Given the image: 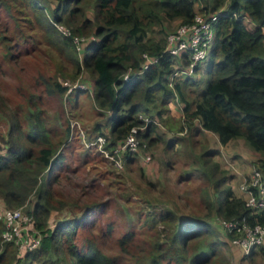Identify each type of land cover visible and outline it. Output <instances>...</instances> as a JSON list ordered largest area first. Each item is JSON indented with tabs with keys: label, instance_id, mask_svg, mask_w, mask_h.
<instances>
[{
	"label": "trees",
	"instance_id": "trees-1",
	"mask_svg": "<svg viewBox=\"0 0 264 264\" xmlns=\"http://www.w3.org/2000/svg\"><path fill=\"white\" fill-rule=\"evenodd\" d=\"M14 1L24 7L18 8L19 11L32 10L44 39L66 55L74 73L82 68L91 73L95 106L110 113L108 133L100 132L106 137L103 146L107 150L113 152L132 126H144L137 133L143 143L156 141L150 135L154 120L145 123L144 119L154 118L153 115L163 117L167 104L177 95L184 104L183 115L188 127L184 129L182 125L176 131L187 132L196 124L216 134L221 144L242 138L259 155L258 167L264 168V0H204L200 6L198 0H56L54 9L50 10L51 17L44 4L48 0ZM8 3L0 0V4L11 9ZM221 8L206 60V86L195 99L189 100L185 92L190 90L184 91L180 80L169 81L175 66L181 65L177 57L165 52L166 25L174 20L180 24L191 22L199 10L213 13ZM245 18L253 25L249 26ZM60 22L72 34L94 35L95 39L83 46L82 56L77 57L75 53L72 35H65L57 28ZM148 32L161 35L157 38ZM147 57L154 61L150 63ZM186 64L185 60L183 66ZM127 70L132 75L125 80L122 75ZM43 85L48 94H63L67 89L58 80L44 78ZM28 102L23 120L18 117V108L11 111L6 139L0 135L7 145L6 151L0 153L1 208L20 206L34 196L33 206L27 212L33 215L34 227L41 235L39 246L22 253L15 264H116L93 241L84 248H78L73 242L75 229L86 216L85 210L81 217L63 219L53 230L47 227V219L55 206L51 203V180L48 184L43 174L61 165L62 154L58 151L62 140L51 133L44 110L31 104V99ZM95 128L101 129L99 124ZM213 154L206 150L201 157L204 165L209 164L210 175L215 177L221 171H216L217 162H209L208 156ZM127 157L129 160L132 156ZM213 181L218 187L223 177ZM216 202V214L225 220L264 225V210L251 214L245 200L231 188L217 194ZM206 205L211 212L213 203ZM93 207L87 206V209ZM158 223L164 226L176 223V228L172 233L165 232L162 239L157 238L146 252V260L139 264H208L215 255L213 249L194 255L188 251L193 238L204 230L212 231L210 223L196 218L179 220L167 210L153 218L151 225L156 228ZM3 228L0 220V234ZM130 240L131 233L124 234L119 239L120 247L126 249ZM62 242H65L64 249ZM16 249L12 241H4L0 261L9 258L8 264H11Z\"/></svg>",
	"mask_w": 264,
	"mask_h": 264
},
{
	"label": "rangeland",
	"instance_id": "rangeland-1",
	"mask_svg": "<svg viewBox=\"0 0 264 264\" xmlns=\"http://www.w3.org/2000/svg\"><path fill=\"white\" fill-rule=\"evenodd\" d=\"M8 1L11 9L0 4V135L6 139L11 111L18 108V117L23 120L22 115L27 112L31 99V104L44 110L51 133L62 140L58 151L62 154L60 167L54 166L43 174L48 184L51 180V203L55 206L47 219V227L53 230L63 219L81 217L85 210L86 216L76 227L73 237L77 247L84 248L93 241L116 264H139L146 260V252L157 238L162 239L165 232L175 230L176 223L169 226L158 223L156 228L151 225L153 218L167 210L179 220L196 218L210 223L212 231L204 230L190 241L189 254L208 253L213 249L215 255L208 264H264V251L260 250L264 248V239L246 251L235 241L246 238L247 234L243 230L229 232L215 211L216 196L226 188L246 198L241 186L259 166V155L242 138L221 144L216 134L202 130L196 124L187 132L176 131L179 126L183 125L184 129L188 126L183 115L184 104L175 95L167 104L163 117L153 115L154 131L150 135L156 141H145L137 154L131 155L129 160L123 157L119 161L122 165H117L102 151L107 150L103 146L106 137L100 132L108 133L110 113L95 106L91 73L83 68L74 73L66 55L48 45L32 10L19 11L18 8H24L19 2ZM44 4L51 17L50 10L54 9L56 0ZM201 4L204 0H200L199 6ZM245 21L249 26L253 25L248 18ZM179 24L174 20L166 25L165 44L167 36ZM56 26L63 34L65 30L70 32L77 57L82 56L83 46L95 39L93 34H72L61 22ZM148 35L158 38L161 34L148 32ZM206 66L207 61H202L187 80L178 78L183 90H190L185 92L189 100L195 99L196 94L205 88ZM124 74L132 75L131 70ZM44 78L61 81L67 86L66 91L48 94L44 90ZM97 124L100 131L95 128ZM196 128L198 132H194ZM100 135L104 137L102 145L96 140ZM6 148L0 139V153L3 154ZM206 150L215 152L208 156L209 162L219 164L216 171L221 172L215 177L210 175L209 164H203L201 156ZM145 153L150 156L148 161ZM217 177H223V181L215 187L213 180ZM34 201L32 196L13 208L19 207L27 212ZM207 203H213L211 212L207 210ZM91 205L94 207L87 209ZM0 207H3L1 203ZM126 233H131V240L123 250L119 239ZM61 238L65 240L66 237ZM3 244L1 237L0 252ZM61 248H65V242ZM21 255L17 248L11 264H15ZM10 262L7 258L0 264Z\"/></svg>",
	"mask_w": 264,
	"mask_h": 264
},
{
	"label": "built area",
	"instance_id": "built-area-1",
	"mask_svg": "<svg viewBox=\"0 0 264 264\" xmlns=\"http://www.w3.org/2000/svg\"><path fill=\"white\" fill-rule=\"evenodd\" d=\"M200 1V0H198ZM221 10L216 12L196 11L191 22L181 23L179 26L167 36L165 44V52L178 58V64L169 75V81L172 83L174 79L191 77L200 62L206 61L209 56V50L215 36V23L221 15ZM65 34H70L68 30ZM187 64L184 65V61ZM149 61V60H148ZM154 59L149 62H153ZM183 62V64H182ZM124 79H129V74L123 75ZM82 85L84 89L88 87ZM145 123L152 121V118L146 117ZM143 127L132 126L128 135L119 143L113 152L108 153L103 149L107 157L120 164L123 157L127 155H135L139 152L143 142L137 136L138 130ZM100 145L104 142L103 136L96 138ZM145 145V144H143ZM121 151V153H120ZM126 153V155H125ZM148 153V152H147ZM121 154L123 156H121ZM116 155V156H115ZM117 156L119 159H117ZM146 161L150 156L145 153ZM144 156V157H145ZM244 194H247L245 200L246 206L250 209L251 214L264 210V168H255L246 178L241 186ZM0 220L4 228L1 233L3 241H12L21 253L34 250L40 244V235L34 227V217L32 214L24 211L22 208H1ZM221 223L230 231L243 230L247 234L246 238L235 241L241 244L246 251L251 250L255 245L260 244L264 239V225H250L245 221L225 220L222 218Z\"/></svg>",
	"mask_w": 264,
	"mask_h": 264
},
{
	"label": "crops",
	"instance_id": "crops-1",
	"mask_svg": "<svg viewBox=\"0 0 264 264\" xmlns=\"http://www.w3.org/2000/svg\"><path fill=\"white\" fill-rule=\"evenodd\" d=\"M206 69V68H205ZM203 130V129H202ZM198 132V131H197Z\"/></svg>",
	"mask_w": 264,
	"mask_h": 264
}]
</instances>
